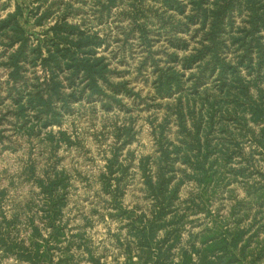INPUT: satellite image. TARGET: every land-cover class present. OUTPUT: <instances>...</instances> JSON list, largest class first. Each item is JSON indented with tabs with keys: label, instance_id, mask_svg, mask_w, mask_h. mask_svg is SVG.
<instances>
[{
	"label": "trees",
	"instance_id": "16d2710c",
	"mask_svg": "<svg viewBox=\"0 0 264 264\" xmlns=\"http://www.w3.org/2000/svg\"><path fill=\"white\" fill-rule=\"evenodd\" d=\"M147 1L95 0V26L85 20L71 21L72 4L62 14L51 7L43 11L38 5L29 17L17 5L2 17L0 47L5 61L0 65L9 70L12 108L0 112V142L5 138L3 124L10 116L15 118V130L33 136L38 127L42 131L61 126L64 115L73 113L76 100L101 99L109 111L113 104H121L119 92L132 94L126 83L112 81L114 70L102 55L109 39L96 28L108 22L113 9L120 8V15L131 23L128 31L122 30L123 46L138 35L148 49L139 68L153 66L155 97L172 99L163 120L151 121L155 154L140 160L148 208L130 209L122 202L129 166L121 156L135 138L133 118L127 124H115V144L121 145L113 146L100 175L110 211H114L109 215L126 221L125 234H118L117 241L129 254V263L137 264L131 259L139 252L142 264H264V182H251L249 166L230 169L238 158L246 157L244 142L252 145L248 163L256 153L264 157V0ZM22 18L33 20L34 29L28 30ZM152 24L158 25L172 49L162 60L151 51ZM36 68L42 76L28 78L27 73ZM66 89H70L69 94ZM46 139L57 147L74 143L63 130L49 131ZM225 169L245 180L247 195L254 197L258 211L253 222L248 225L238 218L231 225L189 232L186 240L190 201H182L180 196L185 176L205 187ZM28 170L42 195V203L36 207L49 236L44 235L36 213H32L28 238L19 239L13 229L20 215L9 219L3 214L0 248L32 264H64L74 241H80V248L84 239L82 234L68 237L64 219L69 176L57 168L43 176L35 174L33 165ZM34 207L26 209L30 212ZM54 251L61 253L57 262ZM89 251L91 263L102 264Z\"/></svg>",
	"mask_w": 264,
	"mask_h": 264
},
{
	"label": "rangeland",
	"instance_id": "374dc122",
	"mask_svg": "<svg viewBox=\"0 0 264 264\" xmlns=\"http://www.w3.org/2000/svg\"><path fill=\"white\" fill-rule=\"evenodd\" d=\"M94 1L0 0V19L9 12H13L17 5H20L25 15L29 17L30 12L34 11L38 5L42 6L43 11L51 7L53 11L62 14L64 10H68V5L72 4L71 21L85 20L89 25L95 26L98 13ZM147 3L151 4L149 0ZM152 5L157 6L155 3ZM120 10V8L113 9L108 22L100 23L96 28L103 31L109 39L108 46L102 49L104 51L102 55L108 58L114 70L111 74L112 81L126 83L132 94L119 92L118 98L121 104H113L109 111L105 110L101 99L76 100L73 103V113L64 115L61 126L53 125L42 131L38 127L36 135L33 136L25 131L19 133L15 130V118L12 116L8 117L3 124L5 138L0 142V220L3 214L9 219L19 214L20 219L14 225L13 234L19 239H27L31 231L28 228L29 215L36 213L37 224L42 227L44 235L49 236V231L43 227L39 219L40 213L36 207L42 203V195L34 176H30L28 168L33 165L37 176H43L51 168L64 170L69 176L68 204L64 219L68 225V237L71 238L72 234L84 235L80 248L77 247L80 241H74L68 260L64 264H92L89 259V250L93 251L102 264H130L129 254L117 241L118 234H125L123 226L126 221L109 215L114 214V211H110L112 209L108 204L109 196L102 190L100 175L106 168L107 157L111 156L113 146L121 145V143L115 144V124H127L133 118L135 138L123 148L121 156L124 165L129 166L122 202L126 208L130 209L135 206L142 209L148 208L140 160L146 155L155 154L157 145L152 133L151 121L157 118V123L161 122L166 113L167 102L172 101V99L155 97L154 67L146 64L142 69L139 68L148 49L142 45L138 35L134 34L135 37L123 46L122 30L128 31L131 23L126 16L120 15ZM59 15L56 14V16ZM26 20L27 18H22L25 27L28 30L34 29L33 20L30 22ZM151 30L153 33L151 51L155 53L157 60H162L166 56L165 52L172 49L167 47L166 37L160 35L158 25L152 24ZM1 54H3V47H0V63L5 61ZM161 63L165 64V62ZM35 75L42 76L39 68L27 73L28 78H34ZM8 81L9 70L0 65L1 113L12 108V98L9 95L11 85ZM65 92L69 94L70 89H66ZM106 102L110 106L109 100ZM161 103L162 106H159ZM171 128L170 133L173 136L172 124ZM51 130L66 131L73 139V145L62 144L58 145L59 147L52 145L46 139ZM243 145L246 157L238 158L230 169L249 166L247 174L251 175V182L254 180L264 182V157L256 153L255 156H250L252 161L248 163L247 154L252 145L245 142ZM230 169L223 170L217 180L205 187H201L194 179L185 176L186 182L181 188L180 196L182 201H190L185 221L186 240L189 239V232L197 234L208 228L224 224L231 225L238 218H242L248 225L253 222V216L258 211V207L254 205L255 199L247 195L245 180L237 179ZM192 198L196 199L195 203ZM28 205L35 206L34 210L27 211ZM183 208H187V205ZM67 242L68 240L64 242V245ZM0 251L2 258H13L3 249L0 248ZM53 253L54 262L59 261L61 253L55 251ZM13 259L30 264L15 257ZM131 260L137 264L143 262L139 258V252L133 253Z\"/></svg>",
	"mask_w": 264,
	"mask_h": 264
},
{
	"label": "crops",
	"instance_id": "0c3cea01",
	"mask_svg": "<svg viewBox=\"0 0 264 264\" xmlns=\"http://www.w3.org/2000/svg\"><path fill=\"white\" fill-rule=\"evenodd\" d=\"M0 253H1V251H0ZM13 258H6V257L2 258V255H0V264H7L8 262L11 264H28L25 262H18L16 260H14ZM30 264H32V263H30Z\"/></svg>",
	"mask_w": 264,
	"mask_h": 264
}]
</instances>
